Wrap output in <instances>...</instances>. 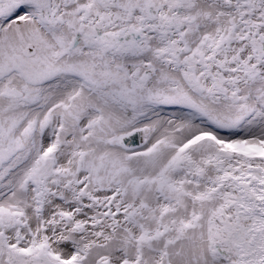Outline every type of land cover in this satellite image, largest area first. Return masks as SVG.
Segmentation results:
<instances>
[{"label": "snow or ice", "instance_id": "1", "mask_svg": "<svg viewBox=\"0 0 264 264\" xmlns=\"http://www.w3.org/2000/svg\"><path fill=\"white\" fill-rule=\"evenodd\" d=\"M0 264H264V0H0Z\"/></svg>", "mask_w": 264, "mask_h": 264}]
</instances>
